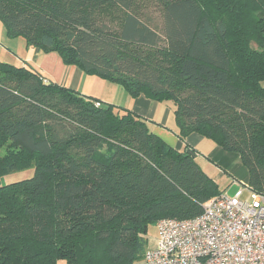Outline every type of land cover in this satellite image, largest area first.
Masks as SVG:
<instances>
[{
  "label": "trees",
  "instance_id": "trees-1",
  "mask_svg": "<svg viewBox=\"0 0 264 264\" xmlns=\"http://www.w3.org/2000/svg\"><path fill=\"white\" fill-rule=\"evenodd\" d=\"M0 21L132 98L169 102L181 140L237 153L264 194V0H0ZM190 152L129 108L0 61V180L33 169L0 185V264L141 261L149 226L222 193Z\"/></svg>",
  "mask_w": 264,
  "mask_h": 264
},
{
  "label": "built area",
  "instance_id": "built-area-1",
  "mask_svg": "<svg viewBox=\"0 0 264 264\" xmlns=\"http://www.w3.org/2000/svg\"><path fill=\"white\" fill-rule=\"evenodd\" d=\"M156 227L135 264H264V194L249 187L208 199L194 218H162Z\"/></svg>",
  "mask_w": 264,
  "mask_h": 264
},
{
  "label": "crops",
  "instance_id": "crops-1",
  "mask_svg": "<svg viewBox=\"0 0 264 264\" xmlns=\"http://www.w3.org/2000/svg\"><path fill=\"white\" fill-rule=\"evenodd\" d=\"M0 61L17 66H31L41 74L46 82L51 81L77 90L83 96L96 98L103 103L131 109L147 121L151 132L159 136L171 147L181 150L184 144H187L195 150V160L197 156H202L207 161V164L203 166L196 162L218 184L222 191L221 194L226 195L220 186L225 176L230 179V183L229 181L225 183H239L241 184L240 187L245 189L249 187V171L243 165L237 153L226 152L213 141V145L210 146L209 150L206 153H202L199 151V146L206 138L196 133L189 134L185 140H181L178 137L172 104L169 102H157L143 95L132 98L117 84L85 74L74 65H65L55 52L45 53L37 47L27 46L22 37L9 38L1 21ZM239 189L237 188V190ZM154 241L148 240V244L151 246Z\"/></svg>",
  "mask_w": 264,
  "mask_h": 264
},
{
  "label": "rangeland",
  "instance_id": "rangeland-1",
  "mask_svg": "<svg viewBox=\"0 0 264 264\" xmlns=\"http://www.w3.org/2000/svg\"><path fill=\"white\" fill-rule=\"evenodd\" d=\"M159 23H160L159 19H156L155 22L153 21L151 24L156 26L157 29H159V26H160ZM263 85H264V83H263ZM212 145H213V142L206 138L200 144L199 151L202 152V153H206L209 150L210 146H212ZM196 161L199 162L200 164H202L203 166H205V164H207V161L204 158H202V156H197ZM32 174H33V169L32 168H28V169L22 170V171H17V172H14V173H8V174L4 175L1 178L0 185L7 184V183H10V182H13V181H17V180H21V179H24V178L31 177ZM227 181H229V183H230L229 177L225 176L223 178V180L221 181L220 186L224 190V193L226 194L225 196L232 197L235 194L237 188L239 189L241 184H239V183H236V184H234V183L233 184L225 183ZM147 237H148L149 241L155 240V238L157 237V227H156V225H151V226L148 227Z\"/></svg>",
  "mask_w": 264,
  "mask_h": 264
},
{
  "label": "water",
  "instance_id": "water-1",
  "mask_svg": "<svg viewBox=\"0 0 264 264\" xmlns=\"http://www.w3.org/2000/svg\"><path fill=\"white\" fill-rule=\"evenodd\" d=\"M103 107H107L106 106V104H104V105H102ZM193 156H195L196 155V153H194V152H190Z\"/></svg>",
  "mask_w": 264,
  "mask_h": 264
}]
</instances>
